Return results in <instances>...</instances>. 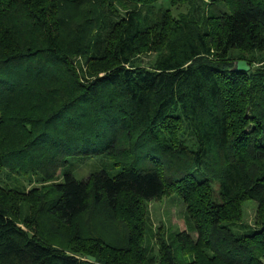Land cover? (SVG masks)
<instances>
[{"label": "trees", "instance_id": "obj_1", "mask_svg": "<svg viewBox=\"0 0 264 264\" xmlns=\"http://www.w3.org/2000/svg\"><path fill=\"white\" fill-rule=\"evenodd\" d=\"M0 264H264V0H0Z\"/></svg>", "mask_w": 264, "mask_h": 264}, {"label": "rangeland", "instance_id": "obj_2", "mask_svg": "<svg viewBox=\"0 0 264 264\" xmlns=\"http://www.w3.org/2000/svg\"><path fill=\"white\" fill-rule=\"evenodd\" d=\"M96 163L99 165L100 161L94 160V158L89 161H79V173L87 172L92 165L95 167ZM254 206L255 204L250 200L243 203V221L249 223L252 221ZM183 210L184 205L181 199L174 194H164L158 199L149 201L146 214L147 241L145 244H148L153 251L155 250L153 234L158 232V228L164 234L174 230H182L184 228Z\"/></svg>", "mask_w": 264, "mask_h": 264}, {"label": "water", "instance_id": "obj_3", "mask_svg": "<svg viewBox=\"0 0 264 264\" xmlns=\"http://www.w3.org/2000/svg\"><path fill=\"white\" fill-rule=\"evenodd\" d=\"M236 66H237V68H239V69H243V70H247V69H248V66L244 63V61H238V62L236 63ZM86 258H87L88 260H91V261L94 260V258H93V257H90V256H86Z\"/></svg>", "mask_w": 264, "mask_h": 264}]
</instances>
